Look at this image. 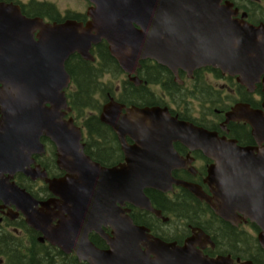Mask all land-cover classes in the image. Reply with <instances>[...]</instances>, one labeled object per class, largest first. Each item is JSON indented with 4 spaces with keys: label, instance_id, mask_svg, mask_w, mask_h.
I'll use <instances>...</instances> for the list:
<instances>
[{
    "label": "water",
    "instance_id": "1",
    "mask_svg": "<svg viewBox=\"0 0 264 264\" xmlns=\"http://www.w3.org/2000/svg\"><path fill=\"white\" fill-rule=\"evenodd\" d=\"M88 1L94 7L85 26L75 21L51 26L25 18L12 5H0V176L23 170L29 154L42 150L38 141L42 131L57 146L58 165L76 175L63 181L47 180L50 190L60 189L58 194L72 207L64 210L68 218L59 217V225L52 228L50 214L41 219L34 209H20L27 223L65 250L82 248L91 256L83 255L90 264H167L171 253L185 254V264H201L189 256L193 254L190 242L178 249L151 240L143 228L130 221L116 228L115 237L107 240V251H96L87 238L90 231H99L92 222L111 209L113 200L151 209L143 189L170 183V171L176 164L172 143L179 140L215 160L208 183L217 186L222 200L216 213L224 217L238 209L248 215L262 229L259 242L264 248V147H238L234 141L179 122L158 107L122 114V106L111 102L100 119L118 133L126 165L105 168L83 154L79 131L72 120H59L57 112L60 104H65L61 90L69 81L64 61L74 52L90 58L91 44L101 39L107 41L111 55L124 70L144 59L166 65L174 73L177 68L192 71L211 65L238 74V81L244 84L264 74V25L232 19L234 12L221 0ZM36 29H40L37 40L32 35ZM45 103L53 108L44 107ZM245 112L244 118L249 120L252 114ZM235 113L227 118H235ZM250 119L257 120L254 116ZM250 124L253 132L264 135L263 126ZM125 135L137 145L127 146ZM178 183L199 195L194 186ZM5 189L0 179V197L11 195ZM12 195L24 197L23 192L12 191ZM139 244L146 248L144 252ZM76 252L81 257V251ZM151 252L154 259L149 257Z\"/></svg>",
    "mask_w": 264,
    "mask_h": 264
},
{
    "label": "flooded vegetation",
    "instance_id": "2",
    "mask_svg": "<svg viewBox=\"0 0 264 264\" xmlns=\"http://www.w3.org/2000/svg\"><path fill=\"white\" fill-rule=\"evenodd\" d=\"M53 1L0 0V3L17 5L25 17L38 18L45 24L54 25L68 20L87 24V11L91 7L89 2L79 0L84 5L82 11L71 13L66 10L63 14L56 13L57 16H54V10L57 9ZM221 3L230 5V9L235 12L232 19L252 26L264 25V0H221ZM36 5H50L53 11L41 8V12L37 13L34 11ZM38 33L39 30H34V39H37ZM103 48L112 60L106 58ZM89 53L91 59H85L77 53L69 55L64 62V69L70 77V84L72 75L69 68L78 58L87 61L93 68L102 69L98 80L102 86L109 87V90L104 96L100 93L96 95L99 97L94 109L96 114L101 113L110 101L122 106V114L133 108L161 107L168 110L171 118L191 123L218 138L234 141L239 147H264V135L253 132L249 124L258 123L264 127V74L257 80H248L247 85H242L236 76L210 65L190 72L178 68L175 74L167 66L153 60H141L138 66H128L125 71L111 55L104 41L93 44ZM158 69H162L161 72ZM68 90L66 99L70 108L60 109L59 115L63 121L72 119L81 130L84 154L104 167L126 165V154L118 133L101 121L99 113L97 118L104 125V132L100 137L93 135L86 126L88 118L93 114L92 108L89 106L84 109L81 117L71 106ZM234 110L235 118L228 119L227 115ZM245 111L252 114L248 117L249 120L244 118ZM253 116L257 118L256 121L250 119ZM40 140L44 151L31 155L29 166H25L28 174L18 172L6 181L25 191L36 204L21 206L15 200L0 199V232L8 234L13 240L12 244L28 259L34 255L38 258L49 252L50 258L42 264H89L79 259L75 249L65 250L62 246L48 242L41 232L28 226L22 213L16 210L36 209L39 214H50V227L54 228L59 225L61 217L68 218V213L64 210L72 209L58 194L60 189L56 193L51 192L45 180L37 176V172H45L51 180L67 177L66 172L57 166L58 152L55 144L45 136H41ZM124 140L129 147L137 145L128 135L124 136ZM97 147V154L101 153L99 156H102L99 160L95 154ZM172 150L176 159L175 167L170 171L172 181L159 187L143 189L152 209L113 200L111 209L95 216L97 220L92 225L112 237L115 228L119 226L118 221L124 223V219L129 218L133 225L145 228L153 238L178 249L190 242L193 254L189 256L199 259L201 264L210 261H218L217 264H264V248L259 242L261 229L258 224L238 209H231L224 217L216 213L222 200L218 196L217 186L208 183L209 170L216 164L215 160L201 149L189 148L180 141L173 142ZM139 152L144 153L142 150ZM176 181L194 186L199 190V195ZM88 235L98 251L109 249L106 239L99 232L91 231ZM79 248L77 250L81 251ZM6 251L5 247L0 248V264H10ZM149 257L154 259L153 252ZM167 261V264H185L186 255L171 253L167 256Z\"/></svg>",
    "mask_w": 264,
    "mask_h": 264
},
{
    "label": "trees",
    "instance_id": "3",
    "mask_svg": "<svg viewBox=\"0 0 264 264\" xmlns=\"http://www.w3.org/2000/svg\"><path fill=\"white\" fill-rule=\"evenodd\" d=\"M41 8H49L50 10L48 11H53V7L50 5H36L34 11L40 13ZM56 13L57 12L54 10V16H57ZM103 49L105 50V48ZM105 54L107 59L112 60L109 58L106 50ZM107 59L106 62L108 63ZM103 62L105 61L103 60ZM161 70L162 69H158L160 72ZM69 72L72 75V80L74 83L73 89L69 91L71 106L77 111L78 114H80V116H82V111L86 108H89V106L92 108V110L95 109L96 104H98L97 100L99 99V97L96 95L100 93L102 96H104L109 90V87L102 86L98 80L102 69L93 68L90 63L83 61L80 58H78L77 62L70 66ZM86 126L93 135L96 134L99 137L100 134L104 132L103 129L105 128L104 125L99 122L97 115L94 113L88 118ZM97 148L95 149V154L99 160L102 156H99L101 153L97 154L99 147ZM12 241V238L8 234L0 232V248L5 247L7 249L6 253L9 259L8 263L10 264H42L47 262L48 258H50V256H48L50 255L48 252L47 255L39 256L38 258L36 255H34L28 259L21 255V250L18 249L16 245L12 244Z\"/></svg>",
    "mask_w": 264,
    "mask_h": 264
},
{
    "label": "rangeland",
    "instance_id": "4",
    "mask_svg": "<svg viewBox=\"0 0 264 264\" xmlns=\"http://www.w3.org/2000/svg\"><path fill=\"white\" fill-rule=\"evenodd\" d=\"M53 3L56 9L61 13H63L65 9H70L75 12L80 11L84 7L82 2L77 3L76 0H54Z\"/></svg>",
    "mask_w": 264,
    "mask_h": 264
}]
</instances>
